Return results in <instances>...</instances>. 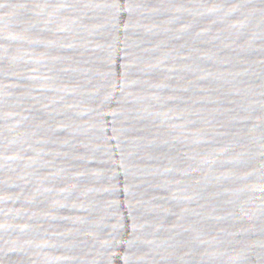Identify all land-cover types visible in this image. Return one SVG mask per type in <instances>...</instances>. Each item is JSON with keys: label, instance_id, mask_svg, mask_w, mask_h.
<instances>
[{"label": "water", "instance_id": "water-1", "mask_svg": "<svg viewBox=\"0 0 264 264\" xmlns=\"http://www.w3.org/2000/svg\"><path fill=\"white\" fill-rule=\"evenodd\" d=\"M0 264H264V0H0Z\"/></svg>", "mask_w": 264, "mask_h": 264}]
</instances>
